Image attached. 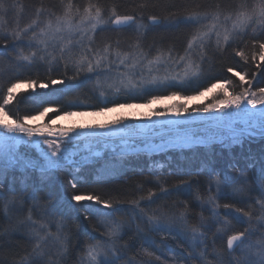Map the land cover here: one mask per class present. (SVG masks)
Returning a JSON list of instances; mask_svg holds the SVG:
<instances>
[{
    "label": "snow or ice",
    "instance_id": "1",
    "mask_svg": "<svg viewBox=\"0 0 264 264\" xmlns=\"http://www.w3.org/2000/svg\"><path fill=\"white\" fill-rule=\"evenodd\" d=\"M15 7V4L0 0V77L9 72L19 73L43 66L45 78L16 75L7 86L0 83V112L5 117L10 111L7 106L13 101L18 108L24 103V100L17 101L14 95L22 85L33 90L63 85L67 91H62V95L68 96L73 89L92 83V91L98 92L104 100L109 96L133 93L150 94L149 104L161 99H184V104L174 106L177 117L188 113L187 101L196 98L194 95L181 96L180 90L184 87H193L199 96L219 87L223 89L221 98L216 103L205 105L202 111L220 112L221 115L216 118L219 121L225 117H240L247 126L236 125L240 127V132L230 137L228 146L239 144L243 147L245 142H253L257 135L254 122L258 125L259 136L264 138V87L253 91L251 80H245L246 73L242 75L231 66L227 68L242 82L239 92H230L225 87V84H232L228 78L224 79V83H212L211 87L200 90V81L213 70V61L217 56L234 55L245 64L255 63L257 59L264 63V0H236L228 6L217 0L208 7L188 3L181 9H177L173 0H140L125 13H121L116 4L105 8L94 0H87L86 4L59 0L58 5L47 8L41 0L29 23L21 27L17 17L16 26L6 28L4 17ZM178 11L186 14L178 16ZM145 16L148 23H144ZM181 25L189 29L182 52L171 45L167 48L161 46L156 49L157 54L150 58L143 48L147 34L161 26L167 31ZM127 33H132L134 40L125 50L121 46V34ZM164 39L161 36V44ZM260 66L256 64L257 68ZM66 81L79 83L66 84ZM245 83L247 88L243 87ZM161 86L176 90L170 95L155 94L153 89ZM38 95L46 97L48 93ZM110 103L116 108L137 106L116 99ZM41 107L42 110L37 109L36 114L26 113L10 122L0 121V141L39 147L37 163L26 155L22 159L18 152L10 148L13 170L23 168L25 174L29 170L38 171L41 182L50 181L63 170L75 169L76 173H80L86 161L72 158L76 140L80 136L99 139L105 133L92 130L70 136L69 133L74 131L70 128L48 139L54 136L51 123L38 127H31L30 123L50 112L65 118L86 113L49 100H43ZM114 110L107 104L100 108L101 112ZM157 115L166 117L168 110ZM51 119L55 123V118ZM120 123L117 121L116 125ZM155 123L164 125L166 121ZM171 123L181 125L179 120ZM116 125L112 126V131H119ZM99 127L104 129L109 126ZM43 128H48L49 132L45 134ZM196 135L193 134V138ZM35 136L45 138L34 140ZM185 142H188L187 137ZM41 144L46 145V149L40 147ZM249 161L247 167L229 164L226 169L220 170L178 169L175 173L168 172L167 176L179 177L174 185L175 192L165 187L166 181H162L155 170L150 171L149 175L155 177L162 195L157 196L150 189L147 197H140L149 201L143 207L139 200L105 197L83 183L78 175H72L67 181L72 189L69 206L81 213L84 220L96 222L92 232L88 233V242L78 249L79 256L74 264H188V261H196V264H264V150L260 160L249 155ZM255 163H260L261 175L253 181L248 169ZM7 172L6 165L3 174L6 176ZM205 174L207 181L205 194H202L198 178ZM193 180L197 188L195 200L200 205L194 223L189 220L187 201L180 202L182 210L177 204L152 207L158 200L190 191L194 186ZM13 184L14 181L9 183L0 179V224L6 222V226L0 227V264H68L73 259V247L60 206L53 202L51 195H40L44 188L38 184L31 186L30 193L27 183L19 192ZM137 187L141 186L138 184ZM126 202L139 210L137 218L142 223L136 225L129 240L125 241L123 229L126 221L115 219V213L121 211L118 206ZM205 205L211 209L208 218L204 215ZM104 209L113 211L106 212ZM145 217L146 223H143ZM52 224L55 225V232L51 230ZM160 233L165 236L158 242L154 236ZM169 236L180 238L187 245L183 251L174 252L170 261L168 252L173 250L166 243ZM21 241L27 245L22 252L19 248ZM136 241H139L138 247Z\"/></svg>",
    "mask_w": 264,
    "mask_h": 264
},
{
    "label": "trees",
    "instance_id": "2",
    "mask_svg": "<svg viewBox=\"0 0 264 264\" xmlns=\"http://www.w3.org/2000/svg\"><path fill=\"white\" fill-rule=\"evenodd\" d=\"M6 2L16 5V7L11 9L4 17L3 23L6 28L15 27L17 17L20 19L21 27L29 23L33 18L36 7L41 4V0H6ZM74 2L77 4H86L87 0H74ZM94 2H99L104 5L105 8H108L112 4H116L118 5V10L121 13H125L131 11L133 5L140 3V0H94ZM173 2L177 6V9H181L188 3H199L204 7H208L216 3L217 0H173ZM219 2L228 6L234 4L236 0H219ZM58 3L59 0H43V4L46 8L51 5H58ZM185 14L186 13L183 11H178V16H183ZM144 23H148L146 16ZM188 35L189 29L183 25L179 28H171L167 31L161 26L156 31L147 34L146 38L143 40V48L144 51L148 49L156 51L158 47L163 46L164 48H167L171 45L174 46L175 49L181 51V48L186 46ZM161 36L165 37L163 44H161ZM121 37L122 44H126L134 39L132 33L121 34ZM249 48H251V45H249ZM216 60L213 69V76H211L210 80L201 82L200 89L208 87L212 83L224 82V79L228 78L232 80V84H229L228 86L230 87L229 90L239 92L241 90L242 82L233 76L231 72L227 71L229 66L233 67L234 71H238L242 75L246 73L245 80H251L252 90L257 89V87H264V63L260 62L259 59H257L255 63L249 62L248 64H245L239 57H235L234 55L220 56ZM256 64H260L261 66L257 68ZM253 73H255V78H253ZM16 75H22L24 77L31 76L33 78L39 77L43 79L45 78V69L41 66L39 69L21 70L19 73L9 72L0 77V83L7 86L8 81L13 79ZM53 75H57V73H53ZM65 83L75 85L79 83V81H66ZM243 87L247 88L248 84H243ZM75 90L76 89H73L68 96L62 95V91H67L63 85H56L54 88L50 87L49 89H39L37 87L35 90L18 92L14 94L16 100H24V103L21 104L19 108L17 107L16 101L9 104L7 106L10 110L9 118L15 119L17 116L23 117L26 113L36 114L37 109L42 110L41 103L43 100H49L61 104L65 108H71L75 111L83 108L86 110L100 111V108L104 106V104L97 98L95 92L91 91L93 95H91L90 98H86L81 93H75ZM193 91V89L188 91L180 90V93L189 94ZM45 92L48 93V96L40 97L38 95ZM157 94L159 93L157 92ZM149 95L150 94H146L143 98L135 96V94L133 96L126 94L109 96L105 104H107L108 107L115 106L113 103H110L113 99H116L119 102L135 103V101L139 102L145 100ZM32 97H36V99H31ZM70 102H74L77 106ZM80 104H84L86 107H81L82 105ZM62 110L63 109H61V111ZM51 115H53V113H51L50 116ZM223 143L213 142L212 145L202 148L192 147L191 149L169 151L168 154L159 153V155L137 153L133 155L127 154L126 156L117 154L114 156L107 153L104 154L103 157L95 158L93 162L85 165L80 173H76L75 169H72L71 171L63 170L57 172L50 181L44 182H41L40 173L38 171L29 170V172L25 174L24 170H13V168L9 167L7 164L8 172L5 176L3 172L6 165L0 162V179H4L9 183L14 181L13 186L17 192H19L21 188L24 187V184L27 183L29 185V193L32 191L31 186L33 184H38L44 188V191L41 192L40 195H51L53 202L57 203L64 213L67 231L71 236L73 247V259H70L68 264H74L75 258H78L79 256L78 249L82 248L84 244L88 242V233L92 232V227L96 222L92 221L90 223L88 220H84L81 213H78L74 208L69 206V198L72 189L67 181L68 179H71L72 175H78L83 183L88 187L95 188L98 193L105 197H119L126 201L139 200L141 207H143L148 204L149 201L147 199L141 200L140 197H147L150 189L155 191L157 196L162 195L159 192L155 177L149 175L150 171L155 170L157 175H160L161 180L166 181L165 187H167L169 191L175 192L174 185L178 183L179 177L176 175L167 176L168 172L175 173L178 169L196 171L216 168L220 170L226 169L229 164H234L238 167H247L250 163L249 155L254 157L255 160H260L262 150H264V138L262 137H255V140L251 143L245 142L243 147L239 144L229 147L227 144L225 145ZM260 168V163H255L254 167H249V176L253 181L261 175ZM141 172L143 175H140ZM198 179L200 181L199 191L202 194H205L204 185L207 181V175H202ZM138 184L141 187H137ZM193 185L194 186L190 191L174 194L167 200H158L157 204H153L152 207L155 208L158 204H163L168 207L177 204L182 210L183 204L180 202L187 201L189 207V220L194 223L197 214L200 211V205L199 202L195 200L197 192L195 180H193ZM153 199L155 200L156 197H153ZM223 202L224 201H221V203ZM72 204H76V202L72 201ZM77 207H79V205H77ZM118 207L121 208V211L115 213V219L126 221L125 228L123 229L124 240L126 241L129 240L130 236L135 231L136 225L142 222L137 218L139 210L136 209L133 204L126 202ZM145 210L147 211L148 209ZM104 211L110 212L113 210L104 209ZM221 211H223V209H221ZM210 212L211 209L205 205L204 215L206 218L210 217ZM57 219H60V217H57ZM143 223H146V217L144 218ZM4 226H6V222L0 224V227ZM50 227L51 230L55 232V225L52 224ZM213 231H215V229H213ZM92 234L96 235L97 233ZM164 236V233L156 234L154 239L159 242ZM121 243H123V241H121ZM135 243L138 247L139 241H136ZM166 243L168 247L173 250L168 252L167 258L169 261L174 252L183 251L187 247L180 238H173L170 236L166 237ZM25 247H27V245L21 241L19 245L20 251L22 252ZM145 247L148 248V245H145ZM149 250L151 251L152 249L149 248ZM145 259H147V257H145ZM162 259H164V257H162ZM209 259H211V257H209ZM188 264H196V261H188Z\"/></svg>",
    "mask_w": 264,
    "mask_h": 264
},
{
    "label": "rangeland",
    "instance_id": "3",
    "mask_svg": "<svg viewBox=\"0 0 264 264\" xmlns=\"http://www.w3.org/2000/svg\"><path fill=\"white\" fill-rule=\"evenodd\" d=\"M134 39L129 41L126 44H122V48L125 50L128 49L129 43H132ZM183 48H181L182 52ZM148 53L149 57L155 56L157 52L152 49L145 50ZM220 56H217V58ZM216 58V59H217ZM213 61V69L215 67V63L217 60ZM163 68V66H161ZM123 70V69H122ZM214 70L206 73V75L201 79V82L210 80L211 76H213ZM232 74V73H231ZM163 75V71L161 72ZM238 80L239 77L235 76ZM240 81V80H239ZM224 83V82H221ZM229 84H225V87H228ZM211 87V84L210 86ZM40 89V88H39ZM93 89L92 83L83 84L79 89L75 90V93L82 94L86 98H90L93 93H91ZM193 89V87H184L182 90L188 91ZM25 90H33L29 89L25 86H21L16 90L18 92H25ZM168 90V92H167ZM204 90V88L200 89ZM254 89L253 91H255ZM173 90L167 87H159L153 89V92L160 95H170ZM223 89L217 87L212 89L210 92H205L204 96H199L195 91L189 94H181V96L185 95H194L196 98L187 101L188 113H181L179 117V121L181 125H177L175 123H165L161 125L159 123H148L147 121L154 116H158L157 113L168 110V114H174V106L184 104L185 100L180 98L174 99H161L157 102L149 104L148 101L151 99V95L148 98H145L143 101H135L137 106L132 108H115L114 111H95V110H86L85 108L80 109L78 111H83L85 115H77L71 118H65L63 115L57 116L56 113L50 112L47 116L42 118H37L35 121H32L29 126L38 127L45 124L51 123V131L54 133V136L47 137L48 139H53L55 135L67 129H74L73 132L69 133L70 136H76V133H83L88 131H103L106 130L108 133L97 139V138H87L85 139L83 136H80L73 147L72 150V158L77 161H86L85 165L93 162L95 158H101L104 154L111 155H127V154H153L159 155L168 154L169 151H175L180 149H191L192 147L202 148L208 145H212L214 140H219L223 144H227L230 140V137L234 135V129L240 131V127H237V124H240L243 127H247L244 124V121L240 117H225L223 121H219L216 118L221 115V113L213 111V112H204L202 109L205 105H211L216 103V101L221 98V93ZM230 91V90H229ZM167 92V93H166ZM231 92V91H230ZM15 93V94H16ZM97 98L105 105L106 100L99 97L98 92H95ZM140 98L145 97L146 94L140 95L139 93L126 94V95H134ZM77 106V104H74ZM81 107H86L84 104ZM193 109H201L200 111H193ZM53 115L50 116V114ZM96 113V114H92ZM220 114V115H218ZM55 118V123H52V119ZM12 119L5 117L2 112H0V121L10 122ZM121 122L119 125H116V122ZM100 125L109 126L104 129H100ZM118 126V128L122 131L119 133L118 131H112V126ZM127 126V127H126ZM254 126L257 128V136L259 135L258 125ZM181 130L177 133H173L174 130ZM43 130L49 132L48 128H43ZM169 132L168 137L156 139L159 135L164 134L165 132ZM233 132V133H232ZM179 133V134H178ZM193 134H197L195 138H193ZM187 137L188 142L186 145L177 144L180 140L185 139ZM260 137V136H259ZM45 137L38 136L34 140H43ZM26 141L27 138L25 137ZM202 146H198L202 143ZM189 144V145H187ZM14 145V148H13ZM233 146V145H232ZM40 147L46 149V145L41 144ZM16 151L20 154L23 159L26 155L28 159H30L33 163H37V155L39 153V147L33 145L31 147L26 146L24 143L17 144L16 141H0V162L3 164H7L12 168V164L14 161L11 159V154L9 149ZM21 169L23 168H15Z\"/></svg>",
    "mask_w": 264,
    "mask_h": 264
},
{
    "label": "bare ground",
    "instance_id": "4",
    "mask_svg": "<svg viewBox=\"0 0 264 264\" xmlns=\"http://www.w3.org/2000/svg\"><path fill=\"white\" fill-rule=\"evenodd\" d=\"M219 113V112H218ZM218 115H220V114H218ZM161 120H163V121H166V123H168V122H173V121H177V120H179L178 118H177V116L175 115V114H168L166 117H162V116H154V117H152L151 119H149L147 122L148 123H152V122H157V121H161ZM4 122V121H3ZM179 131H181L180 129L179 130H174V132L173 131H168V133L167 132H165V134H169V132L170 133H177V132H179ZM234 131H235V134H238L240 131H238V130H236V129H234ZM43 132L45 133V134H47L48 132L47 131H45V130H43ZM119 133H122V131L119 129V131H118ZM17 144H19V142H17ZM177 144H180V145H186L185 144V139H182V140H180V142H177ZM187 145H189V144H187Z\"/></svg>",
    "mask_w": 264,
    "mask_h": 264
},
{
    "label": "water",
    "instance_id": "5",
    "mask_svg": "<svg viewBox=\"0 0 264 264\" xmlns=\"http://www.w3.org/2000/svg\"><path fill=\"white\" fill-rule=\"evenodd\" d=\"M117 127H118V126H117ZM103 132L106 133V134L108 133V131H106V130H103ZM108 134H109V133H108ZM37 137H38V136H35V137H33V139H35V138H37Z\"/></svg>",
    "mask_w": 264,
    "mask_h": 264
}]
</instances>
